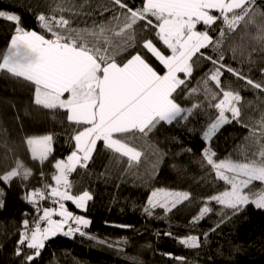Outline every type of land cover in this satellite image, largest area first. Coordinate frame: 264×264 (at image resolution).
<instances>
[{
	"label": "trees",
	"instance_id": "1",
	"mask_svg": "<svg viewBox=\"0 0 264 264\" xmlns=\"http://www.w3.org/2000/svg\"><path fill=\"white\" fill-rule=\"evenodd\" d=\"M125 2L134 8L142 6V0ZM254 10L256 23L246 26L242 22L235 32L217 21L210 35L218 39L223 28L222 46L219 50L209 47L202 51L213 58H218L222 52L221 63L264 84V43L255 38L257 25L264 24V17L259 15L264 11V0H255ZM0 11L18 15L21 27L48 38L50 34L37 20L39 14L56 19L64 16L70 20L72 28L96 31L101 25L115 27L117 21L112 19L113 15L123 20V10L113 7L111 0H0ZM142 23L135 26L137 47H129L116 59L122 62L139 51L162 71V65L140 46L142 40L150 36L166 55L170 52L154 33L142 31ZM14 28L13 22L0 18V60L7 52ZM197 28L202 31L205 26L200 24ZM214 67L209 60L196 59L192 76L173 93L179 106L191 109L190 115L182 114L187 119L178 117L171 124L161 122L147 136L121 135V139L142 153L139 162L133 161L130 165L127 157L107 149L103 141L97 142L87 166H78L69 179L72 194L88 191L91 195L86 210L78 209L71 201L63 202L73 214L90 221L89 226L82 229L86 235L77 232L71 236L51 237L32 264H264V209L247 204L234 213L209 201V197L229 186L216 178L215 171L203 158L205 149L216 153L213 159L217 162L226 158L243 160L245 155L250 157V153L258 152L260 145L250 138V129H255L259 137L264 92L223 71V86L239 92L242 97L240 122L232 120L223 125L206 142L203 133L218 116V110L210 106L217 101L205 96L203 81ZM179 75L184 78L182 73ZM209 86L222 96L214 83L209 81ZM194 88L199 90L192 92ZM226 115L231 119L230 113ZM77 130L76 125L67 121L63 110L35 105L31 84L0 71V175L16 168L18 161L32 173L27 179L15 177L8 183L0 180L3 193L0 195V264H23L21 257L15 255V249L19 234L25 229L24 221L31 227L45 208H57L50 196L37 203H30L25 197L37 189L49 191L47 185L55 186L52 179L56 174L55 163L66 161L75 150L72 136ZM44 135L52 136V151L41 162L32 158L25 140ZM161 188L188 192L190 200L167 214L157 207L148 215L145 211L149 207L148 195ZM252 190H264V184L255 181ZM204 206L212 210L193 223ZM189 235L198 237V248H188L179 242ZM24 251L30 250L25 248Z\"/></svg>",
	"mask_w": 264,
	"mask_h": 264
},
{
	"label": "snow or ice",
	"instance_id": "2",
	"mask_svg": "<svg viewBox=\"0 0 264 264\" xmlns=\"http://www.w3.org/2000/svg\"><path fill=\"white\" fill-rule=\"evenodd\" d=\"M111 4L123 10V20L113 15L117 25H101L99 31L72 28L70 20L64 16L56 19L45 14L37 15L40 27L50 34V38L34 30H25L18 15L0 11V18L15 25L7 52L0 60V71L31 84L35 105L63 110L67 121L79 129L72 136L75 150L66 161L55 163L56 174L52 177L55 186L47 185L49 191L37 189L25 197L30 203H37L50 196L58 207L45 208L33 228H29L27 220L24 221L25 230L20 232L15 249V255L21 257L23 264H32L40 256L45 241L57 234L71 236L78 232L81 236L86 235L82 229L87 228L90 221L73 214L63 202L71 201L78 209L86 210L87 201L92 197L88 191L72 194L69 175L77 166H87L98 141H103L104 146L114 153L127 157L131 165L133 161L139 162L142 153L121 139V135L140 133L147 136L161 122L171 124L178 117L187 119L182 114L187 112L190 115L191 109L179 106L173 93L192 76L196 59L202 57L216 66L203 81L205 96L217 101L210 106L218 110V116L203 133L206 141H210L223 125L232 120L240 122L242 97L239 92L223 86V71L264 92V84L221 63L224 59L222 52L218 58H213L202 51L209 47L214 50L221 48L225 37L223 28L218 39L210 35L217 21L222 20L230 32H235L242 22L246 26L255 24V0H142L140 8L130 7L125 0H111ZM106 10L112 11V8ZM259 15L264 17V11ZM138 22H143V32L154 33L170 52L166 55L150 36L142 40L140 46L162 65V71H158L139 51L122 62L116 59L129 47H137L135 26ZM200 24L205 26L202 31L197 28ZM257 28L255 38L264 43V24L257 25ZM181 73L184 78L180 77ZM209 81L215 84L222 96L212 90ZM198 90L194 88L191 91ZM226 113L231 114V119ZM259 126V137L255 129H250V138L260 145L258 152L250 153V157L245 155L243 160L226 158L217 162L213 159L215 152L210 149L203 152V158L215 171L216 178L229 186L208 200L232 209L234 213L249 203L264 209V190H252L253 182L264 184V117ZM25 143L34 160L43 162L52 151L51 135L28 137ZM31 174L18 161L16 168L0 175V180L8 183L15 177L27 179ZM188 200V192L156 189L149 196V207L145 211L152 215L151 210L159 207L167 214ZM211 210L207 206L201 207L192 222H199ZM53 216L60 219H53ZM39 221L44 222L43 227ZM179 242L188 248L200 246L198 237L193 235ZM25 248L30 251L25 252Z\"/></svg>",
	"mask_w": 264,
	"mask_h": 264
},
{
	"label": "built area",
	"instance_id": "3",
	"mask_svg": "<svg viewBox=\"0 0 264 264\" xmlns=\"http://www.w3.org/2000/svg\"><path fill=\"white\" fill-rule=\"evenodd\" d=\"M220 22H222V20H220ZM72 176V173L69 175V179L70 177ZM52 204L55 206V207H58V205L54 204L53 201L51 200ZM54 218V217H53ZM38 222V221H37ZM41 223V226L43 227L44 226V222L43 221H39ZM35 225L29 227V228H33ZM25 229H23L24 231Z\"/></svg>",
	"mask_w": 264,
	"mask_h": 264
},
{
	"label": "crops",
	"instance_id": "4",
	"mask_svg": "<svg viewBox=\"0 0 264 264\" xmlns=\"http://www.w3.org/2000/svg\"><path fill=\"white\" fill-rule=\"evenodd\" d=\"M218 15H219V14H218ZM169 55H170V54H169ZM137 134H140V133H136V134L134 135V138H136L135 136H136ZM128 135L131 136L132 134H128ZM137 136H139V135H137ZM130 145H131V144H130ZM77 167H78V166H77ZM77 167H76V168H77ZM75 206H76V205H75ZM53 208H54V207H52V206L49 207V209H53ZM42 215H43V214H42ZM53 217H54V218H57L58 216H53ZM54 218H53V219H54ZM59 219H60V218H59ZM65 229H67V228H65Z\"/></svg>",
	"mask_w": 264,
	"mask_h": 264
},
{
	"label": "rangeland",
	"instance_id": "5",
	"mask_svg": "<svg viewBox=\"0 0 264 264\" xmlns=\"http://www.w3.org/2000/svg\"><path fill=\"white\" fill-rule=\"evenodd\" d=\"M206 141V140H205ZM206 142H208V141H206ZM165 190H167V189H165ZM154 191V190H153ZM168 191H171V190H168ZM151 193H152V191L150 192V194L148 195V198H149V196L151 195ZM148 198H147V203H148ZM65 204V203H64ZM249 204H252V203H249ZM254 205V204H253ZM244 206V205H243ZM255 206V205H254ZM65 207L67 208V206L65 205ZM256 207V206H255ZM59 216L57 217V218H54V219H56V220H59Z\"/></svg>",
	"mask_w": 264,
	"mask_h": 264
}]
</instances>
